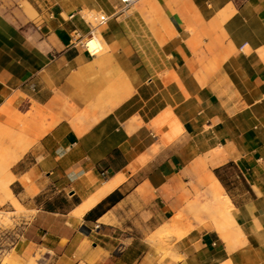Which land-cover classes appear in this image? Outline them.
<instances>
[{"label": "crops", "instance_id": "crops-1", "mask_svg": "<svg viewBox=\"0 0 264 264\" xmlns=\"http://www.w3.org/2000/svg\"><path fill=\"white\" fill-rule=\"evenodd\" d=\"M81 10L110 16L96 52L71 46L90 35ZM0 130L33 141L12 167L35 230L20 263L40 250L42 264H264V0H0ZM207 175L230 228H196L165 255L151 238L214 204Z\"/></svg>", "mask_w": 264, "mask_h": 264}, {"label": "rangeland", "instance_id": "rangeland-1", "mask_svg": "<svg viewBox=\"0 0 264 264\" xmlns=\"http://www.w3.org/2000/svg\"><path fill=\"white\" fill-rule=\"evenodd\" d=\"M233 1L236 5L241 6L247 0ZM3 135L6 134L0 130V151L10 149L9 144H6L7 142ZM32 143L33 141L31 139L25 138L24 146L27 147L26 151ZM23 156L24 154H22L21 158ZM26 163L28 164L29 162ZM13 166L14 165L2 172L0 175V178H2V180L7 184V187L11 192L13 182ZM0 192V264H42L44 255L43 251L40 250L36 251L34 256H30L27 261L23 260L20 263V259L14 249H16V246L22 241L34 240L33 235L35 230L32 226L33 213L26 211L23 207L18 205L14 199H10L6 189L3 188ZM199 192L200 191L198 189L196 196L199 195ZM199 213L201 215L197 217L194 211H191L188 207L177 213V215L182 214L184 216L186 228L190 227L188 233L196 228H216L219 231L230 228V222L223 215H216L212 211L205 212L204 209H202ZM178 239H180L178 233L163 230L151 238L155 244L160 243L161 249L164 250L165 255L170 254L173 242Z\"/></svg>", "mask_w": 264, "mask_h": 264}, {"label": "bare ground", "instance_id": "bare-ground-1", "mask_svg": "<svg viewBox=\"0 0 264 264\" xmlns=\"http://www.w3.org/2000/svg\"><path fill=\"white\" fill-rule=\"evenodd\" d=\"M100 46L99 39H94L89 42L88 49L91 52H96ZM6 139V144H9L10 149L1 150L0 151V175L2 172L10 168L12 165L17 163L21 158L22 154L26 151L27 147L24 146V140L26 135H3ZM204 181H208L210 184L209 192L213 196L214 204L211 206L209 204H202L199 202L191 203L188 208L198 216L201 214L202 209L205 212L212 211L216 215H223L230 222L231 218L229 216L230 212V201L229 198L223 195V189L219 185L218 180L213 176H205L203 177ZM120 183V180H115L109 184H107L102 190H100L90 201H88L84 206H82L78 212V214L83 213L85 210L93 206L96 202H98L103 196L108 194L113 188H115ZM6 189L8 196L10 199H14L13 193L8 189L7 184L0 178V191L1 189ZM1 199V192H0ZM214 208V209H213ZM199 213V214H198ZM61 219V216H42L40 215L39 220L36 222L37 225L52 228L56 219ZM188 228V227H187ZM184 223V216L182 214H178L174 216L163 228V231H171L179 234V238L184 237L188 234L189 228L187 229Z\"/></svg>", "mask_w": 264, "mask_h": 264}, {"label": "built area", "instance_id": "built-area-1", "mask_svg": "<svg viewBox=\"0 0 264 264\" xmlns=\"http://www.w3.org/2000/svg\"><path fill=\"white\" fill-rule=\"evenodd\" d=\"M135 0H121V2L125 5L126 8L133 5ZM79 14L84 19V21L89 25L90 27V35L87 39H82L79 31L77 29L73 30L72 35V41L71 46L76 47L78 45H81L82 47L88 48V44L90 41L96 39V35L98 33L99 28L103 27L107 24V22L110 19V16L103 12H91V11H79ZM90 51V50H89Z\"/></svg>", "mask_w": 264, "mask_h": 264}, {"label": "trees", "instance_id": "trees-1", "mask_svg": "<svg viewBox=\"0 0 264 264\" xmlns=\"http://www.w3.org/2000/svg\"><path fill=\"white\" fill-rule=\"evenodd\" d=\"M120 198H121V195H119V194H114V195L110 196V197L106 200V202H109V201L115 202V201H118ZM103 203H105V202H103ZM103 203L100 204V205H99V206H98L93 212H91V213L88 215V217L91 216V215H94V214H96V215H100V214H101V209H102V207H103ZM49 210H51L52 212H55V210H57V209H56V208L49 207Z\"/></svg>", "mask_w": 264, "mask_h": 264}]
</instances>
